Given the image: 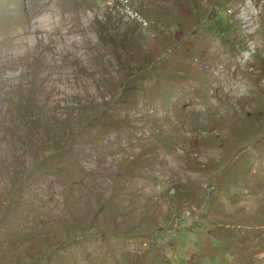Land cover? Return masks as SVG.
Listing matches in <instances>:
<instances>
[{"label": "rangeland", "instance_id": "374dc122", "mask_svg": "<svg viewBox=\"0 0 264 264\" xmlns=\"http://www.w3.org/2000/svg\"><path fill=\"white\" fill-rule=\"evenodd\" d=\"M0 264H264V0H0Z\"/></svg>", "mask_w": 264, "mask_h": 264}, {"label": "bare ground", "instance_id": "6f19581e", "mask_svg": "<svg viewBox=\"0 0 264 264\" xmlns=\"http://www.w3.org/2000/svg\"><path fill=\"white\" fill-rule=\"evenodd\" d=\"M194 41L197 42L196 40H194ZM208 55H209V52H208ZM222 60H224V61H228L227 56L224 55L223 58H222ZM233 70H235V68H234ZM259 74H260V73H259ZM256 75H257V74H256Z\"/></svg>", "mask_w": 264, "mask_h": 264}]
</instances>
